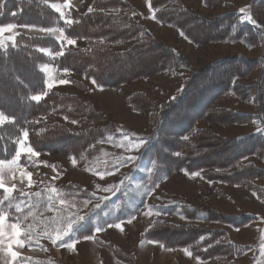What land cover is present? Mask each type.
<instances>
[{"label":"rangeland","instance_id":"374dc122","mask_svg":"<svg viewBox=\"0 0 264 264\" xmlns=\"http://www.w3.org/2000/svg\"><path fill=\"white\" fill-rule=\"evenodd\" d=\"M128 1L140 13L142 22L152 31L154 38L159 43L177 49L195 70L218 59L240 57L248 62L252 61L250 65L241 67L240 75L241 84L252 88L250 97L240 99L232 93L229 98L225 97L218 101L214 107L219 105L233 112L255 116V119L248 124L240 125L218 126L205 122L200 125L228 139L248 134L264 138L261 109L256 105L255 100L257 84L261 79L264 80V44L256 39L250 48L238 43H227V46H223L224 43L190 46L188 45L190 43L174 28L152 21L155 10L151 9L149 0ZM180 1L190 10L209 19L216 15L234 12L241 15L239 21L249 22L240 11L242 8L246 9L248 15L255 21V23L249 22L254 28L253 30L251 27V30L256 31L259 37L264 34V0L261 3L257 0L255 4L252 3L254 0ZM53 4L59 5L60 11L54 9ZM50 7L62 19L67 20L66 11L69 8L87 12L91 9V0H64L60 3H51ZM37 29L39 28L36 26L16 25L10 32L0 36V40L4 43V41L16 40L20 35L40 36L49 37L61 43L63 47L73 50L85 46L84 41L75 40L74 45H68L66 40H61L62 29L59 27L52 28L57 30L55 32H42ZM41 51L49 58L55 56V54L51 55L48 49ZM45 68L48 70L45 71ZM40 70L44 75L46 93L54 90L73 94L90 102L97 111L107 114L115 121V130L101 135L100 139H98L99 133H95L93 141L98 140L90 145V150H96L95 154H89L88 150L81 152L77 157L61 153L50 154L35 151L29 143L30 134L32 137L36 132L43 136L53 124L80 133V122L65 121L49 113V116L43 115L41 119L33 118V122L30 118L26 120L24 127L15 130L12 125L15 123L14 119L5 115L8 119L4 124H0V127H3L4 134L13 147V154L7 160H0L3 163V167L0 168V180H3L6 187L14 186V191L8 199H5V193L0 189V201H2L0 213L6 216V226L19 221L22 233L20 239L25 241L23 247L13 246V250L18 252L19 264H104L105 262L99 263L100 260L104 261V258L99 260L95 247L91 249L89 245L80 244L89 242V239H97L100 245L109 249L111 245L117 247L119 250H116L123 260L115 258L112 251L111 253L120 264H264V196L259 197L255 194L257 198L253 191L242 185L203 181L200 172L190 174L180 171L169 176L153 159L150 160L154 162L155 168L153 163H148V159H141L151 128L148 125L147 113H136L128 106V96L134 92H144L157 103H165L182 91L185 80L191 74L178 71L171 75H156L125 85L119 91L98 87L92 81H86L83 76L59 71L50 63L42 64ZM0 73L3 75L0 79V101L4 99L3 102L11 104L13 98L5 95L3 89L8 85L9 77L13 72L7 68H0ZM215 77L223 81L224 75H215ZM61 80L66 83L61 84ZM78 81L88 87L86 92L80 91L74 85ZM49 84L52 85L51 88L48 87ZM261 85L264 98V81ZM0 112L4 113L2 110ZM25 132L28 133L26 139ZM21 141L23 145L20 144ZM28 147H31L37 155L28 154L26 151ZM17 151H20L19 156L16 155ZM216 157L220 155L217 154ZM248 163L264 170V156L262 159L251 156L242 161V165ZM22 172L25 175L22 176ZM159 178L161 185L157 189ZM256 184L264 188V177L257 180ZM146 193L149 205L143 208V198ZM176 199L181 202L184 200V206L179 207L180 204H176ZM17 205L22 208V212L17 211ZM148 208H150L149 212ZM179 208L183 216L187 214L193 218L182 219V222L186 221L187 224L180 225H194L199 229L219 228L214 224L215 222L207 221L206 212L209 209L228 216L240 214L251 216L252 221L243 227L233 228L227 225L221 227L229 235L228 242L243 245L245 249L232 248L231 255L208 260L193 258L183 249H178L179 254H177L176 250L164 248L162 245L170 252L160 254L144 249L145 253L139 254L143 249L139 251L136 249V245L140 247L139 231L135 230L134 226L128 228L129 234L121 237L123 240H120V244L112 240L110 235L112 240L109 241L110 244L105 240L108 237L106 234L110 233L108 228L121 222H125L128 226L136 222L135 226L138 228L146 227V220L143 221L146 217L151 218L148 219L151 223L154 220L171 224L181 223L178 219ZM153 212H156V215ZM77 216L85 217L86 221H77L73 224V230L68 235H63L66 221L75 220ZM80 224H85V227L80 228ZM96 228L103 230L96 231ZM25 234H30L31 239L25 240ZM58 236L62 238H57ZM200 236L215 235L204 231ZM139 237L148 241L145 236L139 235ZM53 239L56 240L55 244L52 242ZM106 260L109 263L105 264H114L111 262L112 256ZM17 262H10L7 254L0 249V264H17Z\"/></svg>","mask_w":264,"mask_h":264},{"label":"trees","instance_id":"16d2710c","mask_svg":"<svg viewBox=\"0 0 264 264\" xmlns=\"http://www.w3.org/2000/svg\"><path fill=\"white\" fill-rule=\"evenodd\" d=\"M63 1L0 0V25L59 27L67 38L85 42L84 48L76 50L40 36L20 35L16 40L0 43V68L13 72L3 89L5 95L13 98L12 103L7 104L2 99L0 110L14 119L15 130L24 127L26 120L31 118L33 122V118L41 119L49 113L65 121L80 122V133L53 124L43 136L36 132L32 137L30 134L29 143L35 151L74 157L86 150L95 154L96 150H90V145L101 135L115 130V121L97 111L90 102L54 90L46 93L40 70L42 64L50 63L59 71L79 74L98 87L119 91L141 79L188 72L191 75L185 80L182 91L165 103H157L144 92L128 96V106L136 113H147L151 128L141 157L155 160L168 175L180 171L202 172V178L207 182L242 185L259 197L264 196V188L256 184L257 180L263 179L264 170L251 163L242 165L247 157L263 158L264 138L248 134L228 139L200 125L203 122L218 126L240 125L255 119V116L219 105L214 107L232 93L240 99L250 97L252 88L241 84L240 75L241 67L252 61L240 57L218 59L195 70L177 49L154 38L128 0H91V9L87 12L69 8L66 13L67 19L73 21L70 26L50 7L51 3ZM261 2L263 0H259ZM149 4L155 10L156 22L174 28L193 46L238 43L250 48L256 39L264 44V34L259 37L252 25L239 21L241 15L234 12L209 19L190 10L180 0H149ZM41 49L51 50L55 56L49 58ZM61 51L64 54L58 55ZM215 75H224L223 81ZM2 76L0 73V79ZM263 81L261 79L257 84V104L254 103L261 109L264 122ZM74 85L82 92L88 90L79 81ZM34 95H40L42 99L33 101ZM95 133H99V138L93 141ZM9 143L0 127V160L12 157L13 147ZM217 154L220 157L217 158ZM206 214L207 221L215 222L219 228L199 229L194 225L154 220L144 236L164 248L183 249L199 260L231 255L232 248L245 249L243 245L228 242L229 235L221 227H243L252 221L251 216H227L211 209ZM204 231L215 236H200ZM110 249L116 258L123 260L117 247L111 245Z\"/></svg>","mask_w":264,"mask_h":264},{"label":"snow or ice","instance_id":"6c2138e0","mask_svg":"<svg viewBox=\"0 0 264 264\" xmlns=\"http://www.w3.org/2000/svg\"><path fill=\"white\" fill-rule=\"evenodd\" d=\"M52 7L54 9H56L57 11H60V6L53 4ZM241 13H243L245 15V19L248 20L251 23H255V21L252 19V17L250 15H248L246 9H240ZM61 15L63 16V13L61 12ZM73 23V21L71 19H67L66 20V24L67 25H71ZM16 27L15 24L9 23L6 27H0V36H3L4 33L6 32H10L12 29H14ZM32 27V26H29ZM38 31H42V32H55L57 31L56 29H52V28H39L37 29ZM60 37L61 40H66L68 45H74L75 44V40L71 39V38H67L64 36L63 30H60ZM3 41L0 40V43H2ZM64 52L61 51L58 53V55H63ZM45 71H47L48 69L45 68ZM61 84L66 83V81L61 80L60 81ZM49 88L52 87L51 84L48 85ZM31 99L33 101H40L42 99V97L40 95H34L31 97ZM8 118L5 116L4 113L0 112V124H4L5 121ZM28 133L25 132L24 133V137L25 139L27 138ZM185 139H187L185 137ZM21 145H23V141L20 142ZM27 153L30 154L31 156H35L37 155L36 152L33 151V149L31 147H28L26 149ZM17 156L20 155V151H17L16 153ZM131 159V158H130ZM13 163H15V161H13ZM3 167V163L0 162V168ZM22 176L25 175L23 172L21 173ZM30 175V174H28ZM29 184H31V180H29ZM0 189L3 190V192L5 193V199H8V196L14 191V186L13 187H6L4 185L3 180H0ZM53 191H55L53 189ZM51 199V197H50ZM0 203H2V201H0ZM17 211L18 212H22V208L17 205ZM31 214V212H29V215ZM25 219H27V216H25ZM5 221H6V216L3 213H0V249H3V251L7 254V256L10 258V262H17V257H18V252L13 250V246L15 245L16 247H23L25 241H22L20 239L22 233H21V228L19 226V221L17 223H12L9 225H5ZM77 221H86L85 217H81V216H77L75 218V220H68L66 221V228L63 231V235H68L69 232H71L73 230V224L76 223ZM80 228H84L85 224H80L79 225ZM115 227L119 228L120 225L117 224L115 225ZM96 231H102V228H96ZM57 238H62V236H58ZM31 236L30 234H25V240H30ZM54 244L56 243V240L53 239L52 241ZM69 247H71V245H69ZM17 264H19V262H17Z\"/></svg>","mask_w":264,"mask_h":264},{"label":"crops","instance_id":"0c3cea01","mask_svg":"<svg viewBox=\"0 0 264 264\" xmlns=\"http://www.w3.org/2000/svg\"><path fill=\"white\" fill-rule=\"evenodd\" d=\"M130 2V1H129ZM131 3V2H130ZM152 9V8H151ZM149 19L150 20H152L150 17H149ZM141 20H142V18H141ZM152 21H155V19L153 18V20ZM188 44V43H187ZM188 45H190V46H193L192 44H188ZM220 45H222V44H220ZM223 46H227V44H224ZM85 47V46H84ZM83 47V48H84ZM81 49V48H80ZM202 126V125H201ZM148 163H150V164H152L153 163V166H154V168H155V164H154V162L153 161H151V160H149L148 161ZM190 174H192V173H190ZM156 175V173L154 174V176ZM181 177V176H180ZM200 178H202V172H200ZM198 180V179H197ZM202 180L204 181V179L202 178ZM198 182V181H197ZM158 187H157V189L160 187V185H161V182H160V178L158 179ZM162 184H163V182H162ZM221 185H223V184H221ZM226 185V184H225ZM228 186V185H227ZM156 189V190H157ZM158 193V192H157ZM253 193V192H252ZM254 195H255V193H253ZM180 195V194H179ZM256 196V195H255ZM147 193L144 195V198H143V202H144V206H143V208L144 207H146L147 208V206L149 205V202H148V200H147ZM257 197V196H256ZM258 198V197H257ZM184 201V200H183ZM183 201L181 202V200H179V199H176V204L177 205H179V207L181 206V207H183L184 206V204H183ZM149 209L150 208H148L147 209V211L149 212ZM180 209L181 208H179V217H178V219L181 221V223H174V224H176V225H180V224H184V223H186L187 224V222L185 221V222H182V219L184 220H189V218L186 216V214L183 216L182 215V213H181V211H180ZM153 214H155L156 215V212H153ZM150 216V215H149ZM148 219H151L150 217H146V218H144L143 219V221H145L146 220V227H141V228H138L137 226H135V220H134V222L135 223H132L130 226H128L125 222H121V223H118L119 225H120V227L119 228H117V227H115V225L114 226H112V227H110V228H108L109 230H110V233L109 234H106L108 237L107 238H105V240H106V242H107V244L109 243L110 244V242L109 241H112V240H114V241H116V242H118L119 244H120V240L122 239L121 237H123V236H128V234L129 233H127V231L129 230L128 228L130 227V229H131V227H135L134 229L135 230H138L139 232H138V238H139V243H140V247L138 248V246L136 245V249L139 251L140 249H143V251H140L139 252V254H142V253H145L144 252V249H149V250H151V251H153V252H157V253H160V254H162L163 252H166V253H168V252H170V251H168V250H166V249H164L162 246H161V244H159V243H157V242H152V241H144V240H142V239H140V237H139V235H141V236H143L144 237V233L146 232V231H148L149 229H150V227H151V225H152V223L148 220ZM191 219V218H190ZM190 222V221H189ZM189 224V223H188ZM142 225V224H141ZM183 226H186V225H183ZM105 235V236H106ZM109 235L111 236V238H112V240L110 239V237H109ZM135 235V234H134ZM123 240V239H122ZM89 242H81L80 244L81 245H89L90 247H91V249H93V247H95V249H96V251H97V253H96V255L98 254V258H99V260H100V258H104V261H101L100 260V262L99 263H102V262H107V263H109V261L108 260H106V258H110V256H112L113 257V260H111V262L112 263H116V264H120V262L118 261V260H116L115 258H114V256L112 255V253H111V250L109 249V248H106V246H104V245H100L99 243H98V240L97 239H89L88 240ZM110 251H109V250ZM176 250V249H175ZM175 253H177V254H179V251H175ZM181 257H183V258H186V256H181ZM186 260V259H185ZM190 262H192V260L190 259ZM104 263V264H105ZM186 263V262H185Z\"/></svg>","mask_w":264,"mask_h":264}]
</instances>
